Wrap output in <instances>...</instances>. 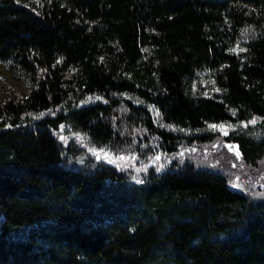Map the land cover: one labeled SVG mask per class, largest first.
<instances>
[{
  "label": "trees",
  "instance_id": "16d2710c",
  "mask_svg": "<svg viewBox=\"0 0 264 264\" xmlns=\"http://www.w3.org/2000/svg\"><path fill=\"white\" fill-rule=\"evenodd\" d=\"M0 62V264H264V0H0Z\"/></svg>",
  "mask_w": 264,
  "mask_h": 264
},
{
  "label": "rangeland",
  "instance_id": "374dc122",
  "mask_svg": "<svg viewBox=\"0 0 264 264\" xmlns=\"http://www.w3.org/2000/svg\"><path fill=\"white\" fill-rule=\"evenodd\" d=\"M32 88L33 82L29 77L21 73V71L12 68L8 64L0 62V100L9 99L13 92H28ZM225 132L226 131H224V133ZM232 148L233 147L227 146V152H231L233 150ZM260 170L262 169L260 168ZM245 172L246 176L243 179H241V176L234 177L236 178L234 186L236 187L239 185L243 188V185H245L250 189L254 187L259 188V179L253 184L252 176H250L253 171L248 168L245 170ZM258 175L261 176V172ZM238 182H240V184H238Z\"/></svg>",
  "mask_w": 264,
  "mask_h": 264
},
{
  "label": "snow or ice",
  "instance_id": "6c2138e0",
  "mask_svg": "<svg viewBox=\"0 0 264 264\" xmlns=\"http://www.w3.org/2000/svg\"><path fill=\"white\" fill-rule=\"evenodd\" d=\"M253 123H255V121H253ZM212 127H216L215 125H213ZM221 127V130H223V126H220ZM121 159H123V157H121ZM157 159H159V157H157Z\"/></svg>",
  "mask_w": 264,
  "mask_h": 264
}]
</instances>
